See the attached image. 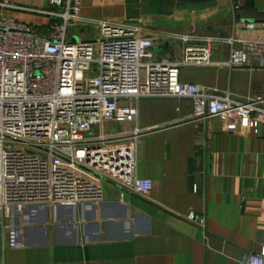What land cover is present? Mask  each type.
Listing matches in <instances>:
<instances>
[{
	"label": "crops",
	"instance_id": "obj_1",
	"mask_svg": "<svg viewBox=\"0 0 264 264\" xmlns=\"http://www.w3.org/2000/svg\"><path fill=\"white\" fill-rule=\"evenodd\" d=\"M85 19L140 26L157 40L154 59L180 60L185 42L215 43L224 61L231 36L264 38V0H79ZM0 16L46 33L53 10L47 0H6ZM253 22L255 29H245ZM169 43V46H165ZM184 83L238 97H264V68L186 66ZM189 98H141L137 125L146 129L137 150V173L149 179L143 197L104 181L102 199L77 205H27L0 211L3 264H236L264 247V125L241 133L239 122L191 117ZM131 123L108 121L110 133ZM189 212L203 226L187 220ZM13 231L14 245H9Z\"/></svg>",
	"mask_w": 264,
	"mask_h": 264
},
{
	"label": "built area",
	"instance_id": "obj_2",
	"mask_svg": "<svg viewBox=\"0 0 264 264\" xmlns=\"http://www.w3.org/2000/svg\"><path fill=\"white\" fill-rule=\"evenodd\" d=\"M53 10L47 32L0 16V211L27 205H77L102 199V183L147 196L151 181L137 173V150L146 129L137 125L141 98H189L193 119L218 116L239 122L240 132L264 125V97H238L184 83L186 66L264 68V38L231 35L224 61L212 57L214 39H189L180 60H156L152 47L169 34H146L140 26L85 19L79 0H47ZM17 8L0 0V9ZM90 26L94 39L71 41V27ZM253 30L256 24L244 23ZM108 121L131 123L110 133ZM187 220L203 226L193 212ZM13 231L9 245H14ZM0 264L2 252L0 250ZM236 264H264L245 253Z\"/></svg>",
	"mask_w": 264,
	"mask_h": 264
},
{
	"label": "rangeland",
	"instance_id": "obj_3",
	"mask_svg": "<svg viewBox=\"0 0 264 264\" xmlns=\"http://www.w3.org/2000/svg\"><path fill=\"white\" fill-rule=\"evenodd\" d=\"M71 30H73V34L70 38L72 42H77L80 38L82 39L96 38V32L90 26L71 27Z\"/></svg>",
	"mask_w": 264,
	"mask_h": 264
},
{
	"label": "water",
	"instance_id": "obj_4",
	"mask_svg": "<svg viewBox=\"0 0 264 264\" xmlns=\"http://www.w3.org/2000/svg\"><path fill=\"white\" fill-rule=\"evenodd\" d=\"M169 45H170L169 43H166L165 46H169ZM158 49H159L158 46H153L151 50H152V52H156Z\"/></svg>",
	"mask_w": 264,
	"mask_h": 264
}]
</instances>
